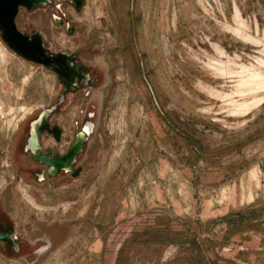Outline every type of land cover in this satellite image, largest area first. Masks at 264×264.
Returning a JSON list of instances; mask_svg holds the SVG:
<instances>
[{
	"label": "rangeland",
	"instance_id": "1",
	"mask_svg": "<svg viewBox=\"0 0 264 264\" xmlns=\"http://www.w3.org/2000/svg\"><path fill=\"white\" fill-rule=\"evenodd\" d=\"M52 1L22 7L19 28L89 46L112 78L85 175L42 203L9 184L8 144L60 83L0 37V194L54 233L38 258L0 264H264V0Z\"/></svg>",
	"mask_w": 264,
	"mask_h": 264
},
{
	"label": "flooded vegetation",
	"instance_id": "2",
	"mask_svg": "<svg viewBox=\"0 0 264 264\" xmlns=\"http://www.w3.org/2000/svg\"><path fill=\"white\" fill-rule=\"evenodd\" d=\"M70 2L77 8V0ZM52 3V0H30L27 5H20L16 24L22 7L33 11ZM53 18L61 24L65 22L56 14ZM17 27L30 36V40L36 32L42 36L47 64L33 62L17 54L5 42L0 30L5 46L53 72L60 83V93L57 103L36 112L15 129L8 144L9 166L13 173L9 184L23 185L21 190L47 203L41 198L42 194H71L73 189L65 190L66 184L85 175L92 153L89 144L98 130L97 116L104 104L103 100L94 101L93 96L103 88L106 80L111 81L112 73L110 68L102 69L94 64V54L89 46L56 51L40 31L21 30L18 24ZM65 28L69 34L75 32L70 22L65 24ZM62 104H65V116L60 119L57 114ZM74 110L76 117L72 118ZM6 190L8 186L0 194V252L9 259L38 258L53 247L54 233L45 222L41 227L38 222L35 225L23 224L12 205L6 203Z\"/></svg>",
	"mask_w": 264,
	"mask_h": 264
},
{
	"label": "water",
	"instance_id": "3",
	"mask_svg": "<svg viewBox=\"0 0 264 264\" xmlns=\"http://www.w3.org/2000/svg\"><path fill=\"white\" fill-rule=\"evenodd\" d=\"M30 0H0V30L5 42L19 55L41 64H47L42 36L35 33L32 40L30 36L20 31L15 18L19 6L27 5ZM77 9L81 8L83 0H77Z\"/></svg>",
	"mask_w": 264,
	"mask_h": 264
}]
</instances>
